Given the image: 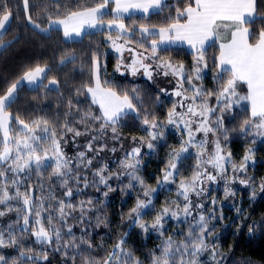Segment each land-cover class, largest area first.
<instances>
[{
  "label": "snow or ice",
  "instance_id": "obj_1",
  "mask_svg": "<svg viewBox=\"0 0 264 264\" xmlns=\"http://www.w3.org/2000/svg\"><path fill=\"white\" fill-rule=\"evenodd\" d=\"M49 2L51 11L45 9L42 14L47 26L42 27L41 23L34 21L29 14V0H22L25 17L33 30L47 34L59 27L66 40L90 36L93 34L90 30L106 33L107 47L117 56V72L121 75L128 72L133 77L140 73L148 81H153L154 76L172 77L175 79L174 92L168 93L166 89H159V92L180 99L175 101L167 112L166 122L158 121L146 110L142 112L144 102L136 86L130 89L129 94V90H114L112 81L102 82V76L107 74V53L95 49L91 51L88 59L90 83L76 89L74 95L87 96L90 105H95L97 111L94 113L89 108L81 113L80 109H76V114L73 115L71 109L76 108V105L69 99L67 106L70 111L65 115H71L73 119L59 125L57 130L50 126L47 119L33 120L30 125L8 111L11 103L17 98L22 82L38 84L58 92L60 82L55 77H48L51 68L47 65H36L11 83L5 94L0 95V218L15 212L16 220L0 226V264H21L22 261L24 264H48L47 250L42 248L37 255H28L32 249L25 250L21 246L17 233L25 232L34 237L37 244L53 245L50 250L61 253L65 264H75L77 257L83 260V264H98L97 257L92 255L95 248L88 236L91 235L92 228H98L101 224L107 227L108 217L97 214L93 223L88 216V213L94 210L91 197L73 205L71 198L74 196V190L70 181L76 186V193L90 186L100 192L103 186L101 196L107 198L110 192L117 190L109 181H119L124 176L128 177V183L117 185L122 193H135L137 189L142 193V197L136 196L135 205L127 213L129 229L138 227L145 238L151 231L161 239L157 249L159 255L156 252L150 254L151 264H207L200 260L205 252L210 254L211 264H224L225 257L217 251L216 242L213 241L210 246L208 238L216 232L213 222L222 223L225 217L222 208L216 207L218 201L207 196L205 185L215 183L218 178L224 179V196L227 198L236 195L228 185L238 182L240 185L252 187L251 196L255 198V187L247 172L249 164L255 163L256 150L248 148L242 162L237 165L231 160V153L225 152L226 145H222L221 139L225 142L229 140L230 130L224 126V120L226 116L234 118L233 108L241 102L247 103L249 115L240 124V134L251 136L252 144H255L258 138L264 139V27L258 30L250 27L256 20L264 18L258 12V0H187L183 8L179 6L180 0L174 5L170 4L169 0H96L92 6L77 4L67 11L61 10L60 0ZM259 3L264 5V0H259ZM166 10L168 14L163 15ZM137 13L141 14V21H148L154 15H162L163 20L160 24L143 23L135 19H132L131 25L123 22L126 15L133 17ZM110 14L112 18L106 21L105 18ZM61 16L63 18H59ZM12 20L13 11L8 0H0V49L6 50L18 41V38L7 43L4 41ZM218 41H221L218 44V55L213 57L211 69L214 72L212 79L217 87L206 89L203 87V80L209 70L207 52L209 47H217ZM133 43L138 47L133 48ZM185 44L193 50V65L190 71H186L183 63H175L160 54L173 48L179 49ZM125 52L129 54L127 60ZM79 59L75 54H65L59 63L66 66L76 63ZM79 71H84L83 65ZM241 84L246 85L245 95H240L237 91ZM213 98L214 104L210 103ZM178 108L181 111H177ZM130 115L144 126L147 139L140 137L137 142V138L132 137L136 146L117 162L123 172L113 173L108 170L107 164H102L92 173L91 181L88 175L81 176L78 171L74 172L71 160L65 157L62 148V141L67 143L65 137L68 133H72L74 139L87 134L91 126L98 125L95 128L96 135L91 137V141L107 136L109 131L112 133V139L118 140V126ZM77 116L79 119H76ZM13 122L21 126L16 135H13ZM74 124H83L84 132L72 126ZM168 126L177 131L181 143L178 149L172 147L167 154L166 166L160 173L162 178H157V187L152 188L146 185L140 175L144 163L142 149L146 146L154 153L158 143L166 140L165 130ZM198 135L201 136L200 139H197ZM210 135L211 152L208 151ZM86 147L89 152L95 151L96 155H99L107 144L94 149L93 143L89 142ZM189 149H195L196 152L198 163L195 170L189 179L179 180L177 199L166 201V206L157 210L154 200L158 190L175 184L180 178L179 166ZM109 150L116 152L115 147ZM76 159L77 170L81 165L85 168L92 165V159H87L84 151H79ZM49 164L53 167L52 175L58 179L65 198L56 202L54 211L50 198L46 207L45 198L34 199L32 185L26 183L35 172L41 177L37 189L42 191V170ZM208 165H211V168ZM226 165H230L231 177L227 175L229 168ZM239 174H243L245 178H239ZM258 187L264 192V183ZM193 197L197 200L195 205ZM201 197L209 199L208 209L211 211L205 208ZM14 201L17 204L14 205ZM99 202L96 201L97 204ZM77 209L78 217L74 216ZM151 212L156 214L151 223H146L145 215ZM70 218H74L81 226L79 243L76 242L77 237L73 232L76 225L68 222ZM123 218L124 213L121 214V219ZM169 220L176 222L177 229L182 224L187 225L186 232H179V235L183 236L179 243L173 238L175 233L173 236L165 235L169 231L165 227ZM16 225H19V228ZM62 228L65 231H62ZM65 235L69 239L61 244ZM128 235V232L124 233L111 251L106 253L102 258L103 264H143L128 249ZM9 248H15L17 255L12 256L4 251Z\"/></svg>",
  "mask_w": 264,
  "mask_h": 264
},
{
  "label": "trees",
  "instance_id": "obj_2",
  "mask_svg": "<svg viewBox=\"0 0 264 264\" xmlns=\"http://www.w3.org/2000/svg\"><path fill=\"white\" fill-rule=\"evenodd\" d=\"M96 0H60V6L62 11L73 9L77 4L81 6H92ZM177 0H169L170 4H176ZM9 6L13 11V20L9 25V32L4 37L5 43L9 40L18 38L17 42H14L11 47L6 50L0 49V95L5 94L7 88L11 83L20 79L26 70H31L36 65L45 66L51 68V72L48 73L49 79L55 77L59 82V91H50L46 88L40 87H28L26 85H20L18 88L17 98L11 103L8 111L13 116L19 117L26 123L30 124L33 120L44 118L50 121V126L59 130V125H62L66 121L71 122L73 116H66L70 109L67 106V101L70 99L72 103L76 105V108L71 109L73 115L76 114V109L83 111L91 108L92 112H96L97 108L95 105H90L88 97L84 95H74L76 89L82 85H88L90 83V65L88 64L89 55L92 50L100 49L107 53V74L102 76V82L104 80L112 81V87L117 92L129 90L136 86L140 91V96L144 102V109L141 111H147L152 113L153 117L161 122H166L167 112L171 110L173 103L179 100V97L174 95H163L159 92V88L146 79L140 73L133 77L129 73L116 71L118 63L117 56L113 50L107 47L105 41V34H101L96 31H92L93 34L85 36L75 40H66L63 37L62 30L54 29L49 31L47 34H41L38 31L33 30L29 25L25 13L22 8V0H8ZM187 3V0H180L179 6L183 8ZM29 14L32 19L37 23H41L42 27H46L47 24L43 19V12L45 9L51 11V4L49 0H29ZM258 12L261 17H264V5H261L258 0ZM168 11L163 15H167ZM54 15V13H53ZM59 18H63L62 16ZM111 14L107 16L106 21L111 19ZM132 19L143 23L160 24L163 20L162 15H154L150 17L148 21H141V15H135L133 17H125L124 23L131 25ZM253 30H258L264 27V18L258 19L250 26ZM115 36V32L112 33ZM131 46L138 47L135 43ZM142 51V49H140ZM67 54L71 56L73 54L80 57L79 61L74 64H68L61 66L60 59ZM165 59L172 60L175 63H183L186 71H190L193 65L192 51L187 50L185 47L179 49L173 48L168 52L160 53ZM218 55V43L217 47H209L207 52V60L209 64V70L205 74L203 80V87L206 89H214L217 87L216 82L212 79L214 72L211 71L213 66V57ZM81 65L84 67V71H79ZM46 84L47 81H44ZM161 87L166 89L168 93H172L175 90V79H168L163 83ZM187 87V85H185ZM237 91L240 95L247 93L246 85H239ZM191 95V93H188ZM77 101L79 103L77 104ZM135 102V101H134ZM214 104V98L210 101ZM139 107V106H138ZM181 111V109H177ZM234 118L225 117L224 126L230 130L229 140L227 142L221 139L222 145H226L225 152L231 153V160L239 165L242 162V157L245 155L248 148H254L255 157L254 165L249 164L247 176L251 178L253 186L255 187V198L251 196L252 187L240 185L238 182H232L228 186L236 193L235 196H229L225 198V180L219 179L215 183H207V196L215 198L218 201L216 207L222 208L225 219L223 222L214 221L216 232L213 236L208 238V244L211 246L213 241L216 242L217 251L223 254L225 257L224 264H264V192L260 191L258 187L261 183H264V139H257L255 144L250 143L252 140L251 136L245 137L240 134L239 127L243 119L248 118L249 108L246 102H241L239 105L233 108ZM76 119H79L77 116ZM90 124V122H89ZM15 131L13 135H16L20 131L21 126L13 122L11 125ZM84 132L83 124L72 125ZM98 125L90 127V130L85 135L72 138V133H68L65 137L67 143L64 144L62 141V148L67 154V158L71 160V166L74 172H79L81 176L88 175L89 180L93 179L92 173L100 167L102 164L108 165V170L117 173L123 172L120 168L118 161L124 158L126 153L117 149L118 145L121 144H132V137L137 138V142L140 137L147 139V133L144 131V126L133 116H129L121 121V125L118 126L120 133V139L113 140L112 133L109 131L107 136L99 138L96 141H91V137L96 135L95 128ZM166 140L160 141L155 152H150L146 146L142 149V155L144 157L143 169L140 173L147 186L156 188L157 178L161 177V169L165 168L168 159V153L172 147L179 148L180 136L177 131L172 127L168 126L165 130ZM201 136L198 135L197 139ZM212 139L211 135L208 140ZM93 143V148L96 149L102 144H107L99 155H96L95 151L89 152L87 150V144ZM115 142L118 145L115 147L116 152L113 153L109 149L113 148L111 143ZM80 144L81 148L76 149V145ZM211 144V143H210ZM70 147L75 148V153L69 151ZM122 147V145H121ZM210 146L208 145V150ZM122 150V149H121ZM84 151L87 159H92V165L90 168H85L81 165L80 169L77 170L75 165L77 163V153ZM198 163L196 158L195 149H189V152L184 155L180 168V178L177 179L175 184H169L168 189L158 190L154 204L157 210L161 207L166 206V201L176 200L179 180H187L190 178L192 172L195 170V165ZM211 168V165H208ZM229 168L227 175L232 176L230 165H226ZM53 167L51 164L42 170L44 188L43 190L37 189V184L40 182L41 177L33 172L30 180L26 183L32 185L33 198H45V206L47 207L48 198L52 204L53 211L56 208V202L61 199H65L63 196V189L59 185L58 179L52 175ZM239 178H245L243 174H239ZM113 187L117 188L115 192H110L107 198L101 196V192L104 191L101 186L100 192H97L95 187H89L84 189L80 193H76L75 185L73 187L74 196L71 198L73 205H78L81 200L87 201L90 197L93 198L94 210L88 213V216L95 223V217L99 214L101 217H108V226L105 227L101 224L98 228L91 229V235L88 236V240L95 248V252L92 255L97 257L98 264H103V257L108 251L114 247L116 242L128 232L127 247L134 255L143 262V264H151L150 254L156 252L161 244V239L157 234L149 232L147 238L143 236L140 229L134 228L129 229V221L127 213L131 207L135 205L136 196H141L142 193L139 189L135 193L128 192L124 194L120 191L117 185L127 184L128 177L124 176L122 180H111L109 181ZM82 187V184H81ZM23 190V189H22ZM205 208L208 209L210 203L209 199L205 197L200 198ZM100 202L97 204L96 201ZM197 202L196 198L193 197V205ZM14 205L17 202H12ZM67 203V201H66ZM2 210V206H0ZM211 211V209H208ZM239 210V211H237ZM147 211V210H146ZM124 213L123 220L121 214ZM195 213V211H194ZM242 213L243 215H240ZM155 212L145 215L146 223H151ZM219 214V213H218ZM196 215V213H195ZM74 216H79V210L75 212ZM16 220V213L11 212L0 218V226H5L10 221ZM70 224H75L73 232L77 237V243H79V237L82 235L81 226L77 224L74 218H70L68 221ZM22 224V221H20ZM47 226V225H46ZM60 225H58L59 227ZM19 228V225H16ZM85 227H91L85 225ZM169 231L166 232V236H173L178 243L183 240V236L179 235V232H186L187 225H180L177 229L176 222L169 220L165 226ZM251 229V232H250ZM62 231H65L62 228ZM17 239L21 241V246L27 250L31 248L32 251L28 252V255H37L41 249L48 251L49 261L48 264H65V258L59 252H53L50 249L53 245L42 246L35 242V238L29 233H17ZM68 236H64V240H68ZM6 253L16 256L17 252L15 248H9L4 250ZM71 254V253H70ZM210 254L205 252L200 260L211 264L209 259ZM21 264H24L22 261ZM75 264H83V260L77 257Z\"/></svg>",
  "mask_w": 264,
  "mask_h": 264
},
{
  "label": "rangeland",
  "instance_id": "obj_3",
  "mask_svg": "<svg viewBox=\"0 0 264 264\" xmlns=\"http://www.w3.org/2000/svg\"><path fill=\"white\" fill-rule=\"evenodd\" d=\"M114 38H115V36H113ZM221 41H218L217 43L219 44ZM133 48H137V47H134V46H132ZM124 56H125V59L127 60L128 58H129V54L127 53V52H125L124 53ZM123 71V70H122ZM126 73H128V72H125V74ZM130 74V73H129ZM137 76V75H136ZM170 80V79H174V78H172V77H162V76H159V77H155L154 76V80L153 81H151L155 86H156V88H159V89H163V87H161L162 85H164L163 83L165 82V81H167V80ZM24 83H27V82H24ZM27 85H29V87H34L35 85H37V84H28L27 83ZM211 143V144H210ZM118 144L117 143H115V142H112L111 143V146L112 147H116ZM121 145H122V147H121ZM120 146L118 145V147H117V149H119L120 151L119 152H121V151H123V152H129L130 150H131V148L132 147H134V146H132V144H128V143H125L124 145L123 144H121ZM208 145L210 146V148H209V152H211L212 151V139H209L208 140ZM79 148H81V145L80 144H78V145H76V149H78L79 150ZM122 149V150H121ZM75 148L74 147H70L69 148V151L71 152V153H75ZM63 151H64V149H63ZM226 151V150H225ZM64 153H65V157L67 158V154H66V152L64 151ZM166 189H168L169 188V186L167 185L166 187H165ZM193 215L195 216V213H193Z\"/></svg>",
  "mask_w": 264,
  "mask_h": 264
},
{
  "label": "crops",
  "instance_id": "obj_4",
  "mask_svg": "<svg viewBox=\"0 0 264 264\" xmlns=\"http://www.w3.org/2000/svg\"><path fill=\"white\" fill-rule=\"evenodd\" d=\"M136 15H141V14L137 13ZM125 17H128V15H126ZM57 29H60V28L58 27ZM90 31H95V30H90ZM65 39H66V38H65ZM75 39H79V38H75ZM75 39H73V40H75ZM182 47H185L187 50L193 52V50H192L191 48H189L186 44L183 45ZM20 85H26V86L29 87V85H27V83H24V82H22ZM37 85H38V84H37ZM37 85H35V86H37ZM35 86H34V87H35Z\"/></svg>",
  "mask_w": 264,
  "mask_h": 264
},
{
  "label": "flooded vegetation",
  "instance_id": "obj_5",
  "mask_svg": "<svg viewBox=\"0 0 264 264\" xmlns=\"http://www.w3.org/2000/svg\"><path fill=\"white\" fill-rule=\"evenodd\" d=\"M139 74V73H138Z\"/></svg>",
  "mask_w": 264,
  "mask_h": 264
}]
</instances>
